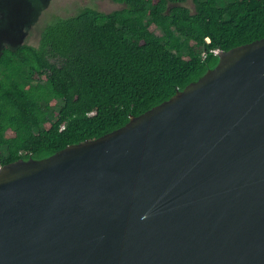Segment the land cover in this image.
Segmentation results:
<instances>
[{
  "label": "water",
  "instance_id": "obj_1",
  "mask_svg": "<svg viewBox=\"0 0 264 264\" xmlns=\"http://www.w3.org/2000/svg\"><path fill=\"white\" fill-rule=\"evenodd\" d=\"M0 264H264V37L117 129L2 165Z\"/></svg>",
  "mask_w": 264,
  "mask_h": 264
},
{
  "label": "trees",
  "instance_id": "obj_2",
  "mask_svg": "<svg viewBox=\"0 0 264 264\" xmlns=\"http://www.w3.org/2000/svg\"><path fill=\"white\" fill-rule=\"evenodd\" d=\"M54 13L39 44L0 51V163L95 139L264 37V0H114Z\"/></svg>",
  "mask_w": 264,
  "mask_h": 264
},
{
  "label": "rangeland",
  "instance_id": "obj_3",
  "mask_svg": "<svg viewBox=\"0 0 264 264\" xmlns=\"http://www.w3.org/2000/svg\"><path fill=\"white\" fill-rule=\"evenodd\" d=\"M182 4L195 10L194 0ZM84 6L112 11L124 4L114 0H0V51L5 44H39L41 30L54 13L67 16Z\"/></svg>",
  "mask_w": 264,
  "mask_h": 264
},
{
  "label": "built area",
  "instance_id": "obj_4",
  "mask_svg": "<svg viewBox=\"0 0 264 264\" xmlns=\"http://www.w3.org/2000/svg\"><path fill=\"white\" fill-rule=\"evenodd\" d=\"M220 51H221L220 49H215V53H216V54H219ZM1 168H2V164L0 163V169H1Z\"/></svg>",
  "mask_w": 264,
  "mask_h": 264
}]
</instances>
